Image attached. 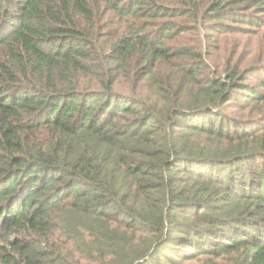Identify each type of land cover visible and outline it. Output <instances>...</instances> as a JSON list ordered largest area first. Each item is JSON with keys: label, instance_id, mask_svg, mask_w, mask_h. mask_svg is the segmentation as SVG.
Instances as JSON below:
<instances>
[{"label": "trees", "instance_id": "16d2710c", "mask_svg": "<svg viewBox=\"0 0 264 264\" xmlns=\"http://www.w3.org/2000/svg\"><path fill=\"white\" fill-rule=\"evenodd\" d=\"M0 264H264V0H0Z\"/></svg>", "mask_w": 264, "mask_h": 264}]
</instances>
